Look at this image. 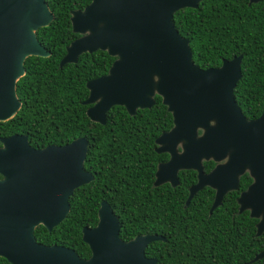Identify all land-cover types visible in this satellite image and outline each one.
I'll return each mask as SVG.
<instances>
[{
    "label": "water",
    "instance_id": "obj_1",
    "mask_svg": "<svg viewBox=\"0 0 264 264\" xmlns=\"http://www.w3.org/2000/svg\"><path fill=\"white\" fill-rule=\"evenodd\" d=\"M201 0H90L70 12L71 31L78 36L66 47L58 66L75 63L82 53L104 51L114 60L104 75L85 83L86 117L104 125L106 113L121 106L130 116L149 109L158 96L172 118L169 130L155 138V152L168 159L156 165L153 186L178 185L177 173L193 170L184 206L203 187L213 190L209 213L239 178L251 182L236 198L238 213L256 219V237L264 232V104L260 115L247 119L233 97L241 77V55L201 69L191 60L188 40L173 24V14L196 8ZM258 0H250L257 2ZM53 19L44 0H0V122L20 108L16 82L27 57L49 52L35 32ZM88 141L33 148L26 135L0 138V257L9 264H154L144 250L158 234L123 241L119 222L102 200L97 222L81 229L90 251L81 259L72 249L43 245L33 235L37 226L51 231L67 215L74 189L93 177L83 167ZM214 166L203 171V162ZM264 258V248L248 262Z\"/></svg>",
    "mask_w": 264,
    "mask_h": 264
},
{
    "label": "trees",
    "instance_id": "obj_2",
    "mask_svg": "<svg viewBox=\"0 0 264 264\" xmlns=\"http://www.w3.org/2000/svg\"><path fill=\"white\" fill-rule=\"evenodd\" d=\"M52 21L39 28L37 41L49 52L46 58L30 56L25 73L16 82L21 105L16 114L0 122V138L26 135L33 148L64 145L84 137L88 141L83 162L93 179L72 192L66 217L51 231L34 229L38 243L72 249L81 259L90 255L81 229L97 222L99 203L105 200L119 222L118 236L127 241L136 235L158 234L165 241L147 245L144 254L154 264H264L248 263L264 248V232L256 237V219L238 213L236 198L250 183L239 178L238 189L228 192L221 205L209 213L213 190L203 187L184 206L188 187L195 183L193 170L177 173L178 185L153 186L156 165L168 159L156 153L154 140L172 126V118L158 96L149 109L130 116L121 106L106 113L104 125L85 114V83L104 75L113 57L96 50L82 53L75 63L58 66L65 47L78 35L71 31L70 12L90 0H44ZM225 0H202L196 8L173 14V24L188 40L191 60L201 69L218 67L222 60L241 55V77L233 97L247 119H255L264 104V0L246 5ZM203 171L212 161L203 162ZM0 264H9L0 257Z\"/></svg>",
    "mask_w": 264,
    "mask_h": 264
},
{
    "label": "flooded vegetation",
    "instance_id": "obj_3",
    "mask_svg": "<svg viewBox=\"0 0 264 264\" xmlns=\"http://www.w3.org/2000/svg\"><path fill=\"white\" fill-rule=\"evenodd\" d=\"M201 1H202V0H201ZM225 1H227V2L229 1V2H231V3H235V2H237L238 0H225ZM240 1H241L242 3H244L243 1H245L246 5H249V4H250V3H249V0H240ZM258 1H259V0H258ZM199 2H200V1H199ZM199 2H198V3H199ZM198 3H197V5H198ZM252 3H253V2H252ZM255 3H257V2H255ZM249 178H250V177H249ZM250 182H251V178H250ZM238 183H239V182H238ZM248 185H249V184H248ZM248 185H247V186H248ZM247 186H246V187H247ZM245 189H246V188H245ZM245 189H244V190H245ZM240 192H241V191H240ZM240 192H239V193H240Z\"/></svg>",
    "mask_w": 264,
    "mask_h": 264
},
{
    "label": "clouds",
    "instance_id": "obj_4",
    "mask_svg": "<svg viewBox=\"0 0 264 264\" xmlns=\"http://www.w3.org/2000/svg\"><path fill=\"white\" fill-rule=\"evenodd\" d=\"M249 3H252V2H250V0H249ZM247 176H248V175H247ZM235 191H236V190H235ZM242 191H243V190H242ZM227 193H228V192H227ZM227 193H226V194H227ZM226 194H225V195H226ZM225 195H224V196H225ZM238 195H239V194H238ZM237 197H238V196H237Z\"/></svg>",
    "mask_w": 264,
    "mask_h": 264
}]
</instances>
